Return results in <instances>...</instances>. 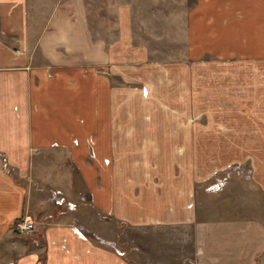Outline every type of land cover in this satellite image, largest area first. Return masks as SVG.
Returning a JSON list of instances; mask_svg holds the SVG:
<instances>
[{"label": "crops", "instance_id": "obj_1", "mask_svg": "<svg viewBox=\"0 0 264 264\" xmlns=\"http://www.w3.org/2000/svg\"><path fill=\"white\" fill-rule=\"evenodd\" d=\"M191 1L189 59L264 61V0ZM86 13L78 0H0V264H131L61 215L39 226L41 244L19 235L20 216L56 208L49 185L75 202L85 192L121 223L190 225L199 264H264V219L198 216L189 165L193 151L246 154L264 193V70L215 64V82L201 83L188 59L160 65L125 37L95 41ZM214 140L228 144L208 152Z\"/></svg>", "mask_w": 264, "mask_h": 264}, {"label": "rangeland", "instance_id": "obj_2", "mask_svg": "<svg viewBox=\"0 0 264 264\" xmlns=\"http://www.w3.org/2000/svg\"><path fill=\"white\" fill-rule=\"evenodd\" d=\"M191 3V0H78L79 5L86 6L90 32L95 41L104 39L113 43L125 37L129 48L145 52L148 57L147 62L152 61L160 65L180 58L188 59L191 69L201 67L200 70L205 74L201 83L209 85L211 82L212 85L215 82L216 78L212 76L216 72L215 64H218L217 69L223 68V70H264L262 60L258 62L234 60L220 63L209 55L205 56L206 62L189 59L184 17ZM110 78L113 84L120 83L121 78L112 72ZM238 78L240 84L247 79L245 75ZM191 79L193 82V77ZM202 113V109L191 108V120L196 122L201 120ZM206 116L209 123L210 115L207 113ZM210 129L208 132L211 133L217 130L214 126ZM208 143V152L212 145L221 148L223 143L226 146L228 144L222 140L208 141ZM246 143V141H231V150H242ZM208 156L200 158L193 151L189 161L197 178L194 200L198 216L220 218L222 215L249 214L264 219V193L252 177L253 158L246 154L231 157ZM51 160L55 161V158ZM198 167H201L200 172H196ZM202 169L206 170L204 176ZM49 174L59 178L58 176L64 175L65 172H61L59 165L51 164ZM47 188L50 189L56 208L43 216H34L29 212L36 221V230L33 234L17 232L19 235H34L37 238L34 242L41 244L43 242L37 236L40 232L39 226L49 225L55 221L66 223L70 220L72 225H77L83 235H88L97 244L108 245L131 264H199V258L194 253L193 229L190 225L132 226L112 218L108 219L107 216L111 215L95 208L83 191L80 192L81 198L75 202L67 200L63 193H56L60 189L53 185ZM62 196L65 200L57 203V198ZM59 215L61 216L58 220Z\"/></svg>", "mask_w": 264, "mask_h": 264}, {"label": "built area", "instance_id": "obj_3", "mask_svg": "<svg viewBox=\"0 0 264 264\" xmlns=\"http://www.w3.org/2000/svg\"><path fill=\"white\" fill-rule=\"evenodd\" d=\"M56 193L61 194L62 192L61 190H59ZM64 200L65 198L62 196V198H57L56 202L61 203ZM36 226L37 224L34 217L31 214L26 213L20 216V218L17 220L15 224V230L20 234H33L34 231L36 230Z\"/></svg>", "mask_w": 264, "mask_h": 264}]
</instances>
